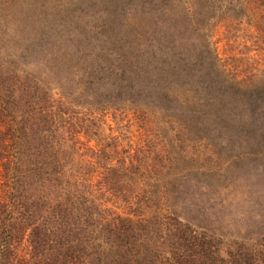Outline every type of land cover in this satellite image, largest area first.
Returning a JSON list of instances; mask_svg holds the SVG:
<instances>
[{
	"label": "trees",
	"instance_id": "obj_1",
	"mask_svg": "<svg viewBox=\"0 0 264 264\" xmlns=\"http://www.w3.org/2000/svg\"><path fill=\"white\" fill-rule=\"evenodd\" d=\"M11 11L0 12V264H22L24 237L38 264H264V187L211 213L216 195L187 189L194 175L91 149L81 142L91 129L73 117L187 101L206 78L196 48L192 60L176 30L126 47L121 31L92 36L71 19L56 43L52 28Z\"/></svg>",
	"mask_w": 264,
	"mask_h": 264
},
{
	"label": "rangeland",
	"instance_id": "obj_2",
	"mask_svg": "<svg viewBox=\"0 0 264 264\" xmlns=\"http://www.w3.org/2000/svg\"><path fill=\"white\" fill-rule=\"evenodd\" d=\"M0 1L3 15L13 10L39 19L40 29L52 28L59 35L56 43L63 40L59 30L68 19L92 36L119 30L126 47L137 39L152 42L158 31L179 32L182 49L193 60L196 48L195 67L206 76L194 91L185 90L188 100H171L165 111L140 105L136 114L126 104L103 111L77 107L73 117L92 131L81 142L94 150L115 146L119 158H146L150 173L194 175L187 189L213 193L216 205L264 187L256 176L264 171V0ZM164 115L170 116L164 120ZM130 192L134 196L137 189L130 187ZM126 206L123 200L108 204L120 214ZM26 239L18 246L20 263L38 264Z\"/></svg>",
	"mask_w": 264,
	"mask_h": 264
}]
</instances>
